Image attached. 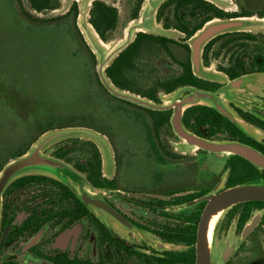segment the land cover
Listing matches in <instances>:
<instances>
[{"label": "flooded vegetation", "instance_id": "flooded-vegetation-1", "mask_svg": "<svg viewBox=\"0 0 264 264\" xmlns=\"http://www.w3.org/2000/svg\"><path fill=\"white\" fill-rule=\"evenodd\" d=\"M19 1L34 20L61 21L77 30L88 48L97 84L110 99L111 111L134 124L121 128L108 123L107 115L98 111L73 115L59 126L43 129L0 161L1 171L53 128L84 127L105 135L115 157V164L109 166L100 144L89 137L58 140L45 152L81 172L97 189L96 194L124 220L109 222L71 186L53 176L22 175L3 192L0 264H196L198 231L207 197L264 178V169L238 154L200 148L178 151L184 139L173 123L174 107L151 108L112 94L98 75L97 57L78 25V0H37L44 2L41 11L28 0L37 13L66 9L47 18L35 15ZM117 1L93 0L90 7L89 21L104 42L120 25ZM144 2L132 0L129 23L139 18ZM231 2L221 7L210 0H164L157 9L156 22L167 33L138 32L108 66L107 74L117 87L156 104H166L165 98L179 89H185L179 94V100L183 99L190 92L188 87L218 95L231 90L223 95L224 103L251 126L254 135L202 103L184 109V127L211 140L243 142L264 154V28L213 36L201 48L197 64L190 42L216 19H264V0ZM130 129L134 140L122 137L123 131ZM208 153L224 161L218 172L208 164ZM139 155L151 159L150 171L129 172V164ZM213 242L215 251L222 253L218 264H264V200L242 201L226 210L214 227Z\"/></svg>", "mask_w": 264, "mask_h": 264}, {"label": "rangeland", "instance_id": "rangeland-1", "mask_svg": "<svg viewBox=\"0 0 264 264\" xmlns=\"http://www.w3.org/2000/svg\"><path fill=\"white\" fill-rule=\"evenodd\" d=\"M22 1L29 8L28 0ZM116 4L121 20L109 42L120 39L132 23V0H118ZM56 14L59 13L48 11L41 17ZM91 60L73 26L61 21L28 19L19 0H0V161L43 129L59 126L73 115L98 111L107 115L108 123L121 128L134 124L111 111L112 104L97 84ZM126 135L135 139L131 129L123 131L122 137ZM207 162L216 172L224 164L215 153H208ZM151 163V159L139 155L129 164L128 171L146 173Z\"/></svg>", "mask_w": 264, "mask_h": 264}, {"label": "water", "instance_id": "water-1", "mask_svg": "<svg viewBox=\"0 0 264 264\" xmlns=\"http://www.w3.org/2000/svg\"><path fill=\"white\" fill-rule=\"evenodd\" d=\"M72 1V0H68ZM93 0H78L79 17L78 25L83 36L97 57V72L104 86L114 95L134 101L151 108L163 109L174 107L175 113L173 123L178 134L184 139L179 145L182 152H189L195 149H204L211 152L238 154L257 167L264 169V154L258 149L240 141L233 140H211L198 136L188 131L181 120L186 107L202 103L210 105L233 120L241 129L248 134L254 135L251 126L241 120L224 103V96L231 93V90L221 92L222 95L210 91L188 87L190 91L183 99L179 100V94L185 89H179L166 99V104H156L148 99L142 98L134 93L117 87L107 74L108 66L115 58L133 42L138 32L148 31L155 33H167L156 22V12L164 0H145L138 19L130 23L124 35L117 40L104 42L94 26L89 21L90 7ZM221 7H224L231 0H210ZM67 7V5H66ZM38 16L42 13L33 11L30 6L27 8ZM66 9L55 11L62 13ZM54 12V11H53ZM264 28V19L256 16H241L228 19H216L208 23L197 35L191 39L194 49V60L197 64L199 54L203 45L213 36L234 30H256ZM70 136H84L96 140L103 151L105 163L109 166L115 164V157L109 139L100 133L84 127L54 128L44 132L32 144V146L20 156L13 158L5 164L0 171V218L2 210L3 192L7 186L16 178L31 173H42L53 176L71 186L100 216L106 217L111 223H123L120 214L102 200L95 189L87 181L85 176L76 170L72 165L47 152L46 149L58 140ZM209 202L202 214L199 225L197 240V263L196 264H218L221 251H215L213 236L210 240V226L214 217L221 216L233 205L247 200H264V178L250 180L242 184L230 187L220 193H212L208 197ZM218 217V219H219Z\"/></svg>", "mask_w": 264, "mask_h": 264}, {"label": "trees", "instance_id": "trees-1", "mask_svg": "<svg viewBox=\"0 0 264 264\" xmlns=\"http://www.w3.org/2000/svg\"><path fill=\"white\" fill-rule=\"evenodd\" d=\"M31 3H32V6L38 10V11H41L43 9V5H44V2L43 1H38L39 3H37V0H30ZM43 3V5H42ZM73 11L75 12L76 14V6L73 8ZM23 12L24 14L26 15V17L28 19H35L29 12H27L25 9H23ZM99 34V33H98ZM100 35V34H99ZM100 37L102 38V36L100 35ZM103 39V38H102Z\"/></svg>", "mask_w": 264, "mask_h": 264}, {"label": "bare ground", "instance_id": "bare-ground-1", "mask_svg": "<svg viewBox=\"0 0 264 264\" xmlns=\"http://www.w3.org/2000/svg\"><path fill=\"white\" fill-rule=\"evenodd\" d=\"M218 217L219 216L214 217L213 220H212V222H211V226H210V240H212L214 227H215V225L217 223Z\"/></svg>", "mask_w": 264, "mask_h": 264}]
</instances>
